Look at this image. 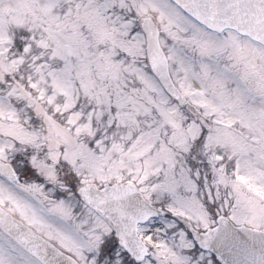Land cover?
<instances>
[{
  "label": "snow or ice",
  "instance_id": "1",
  "mask_svg": "<svg viewBox=\"0 0 264 264\" xmlns=\"http://www.w3.org/2000/svg\"><path fill=\"white\" fill-rule=\"evenodd\" d=\"M0 264H264V0H0Z\"/></svg>",
  "mask_w": 264,
  "mask_h": 264
}]
</instances>
